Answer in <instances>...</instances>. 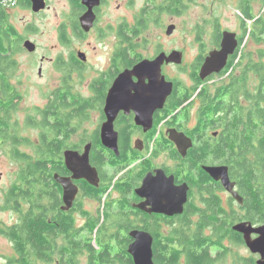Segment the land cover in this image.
Returning a JSON list of instances; mask_svg holds the SVG:
<instances>
[{
    "label": "flooded vegetation",
    "instance_id": "af4514ba",
    "mask_svg": "<svg viewBox=\"0 0 264 264\" xmlns=\"http://www.w3.org/2000/svg\"><path fill=\"white\" fill-rule=\"evenodd\" d=\"M119 1L100 0L92 9V26L86 30L82 19L91 9L84 0H0V167H6L0 173V262L28 264L23 258L24 254L29 255L24 251L27 248L24 226L31 217L38 229L32 239L29 264H79L76 260L83 255H87L89 264L88 242L83 233H89L97 221L93 236L96 243L130 245L134 242L131 232L140 230L150 233L155 240L178 244L183 238L186 220L195 234L201 229L200 210L205 205L201 203L199 185L204 179L212 192L210 205L214 207L218 199L221 210L218 214L226 218L223 232L213 226L204 228L206 236H212L214 242L219 236L221 243L217 244L223 245L210 248L212 259L222 264L233 255L235 264H249V261L258 264L261 255L253 253L244 234L234 228L238 225L263 227L264 205L260 213L249 212L238 181L221 158L223 152L217 154L223 146L235 147L246 140L245 131L238 129L239 117L233 116L239 113L246 120L251 110L238 105L230 107L228 103L226 109L217 111L216 105H209L206 95H201L209 92L215 97L216 91L212 93L210 89L216 86L217 78L229 80L226 85L230 84L232 70L243 63L245 38L254 41L257 37V42H261L259 26L263 16L255 18L252 14L253 19H247L245 9L254 0H237L244 15L242 23L251 21L252 27L245 26L247 30L243 34L234 32L238 46L226 67L221 73L202 80L201 69L210 51L220 50L222 46L226 31L220 30L219 25L208 31L198 28L197 50L201 54L190 64L185 62V50L166 49L163 42L151 43L148 37L153 35L151 26L155 25L161 35L173 39L177 27L173 25L175 29L170 35L165 21L184 17L186 8L197 0H124L123 6ZM200 1L203 6L199 9L204 10L211 2ZM113 9L119 12L123 9L129 14L115 18ZM205 36L213 45L208 53L203 43ZM36 37L57 40L58 44L44 45ZM174 51L183 54V63L165 61L161 65L159 80L174 84L172 94L164 101L147 98L152 94L160 99L163 89L155 86L152 93L145 92L144 84L150 83V77L123 75L143 61L153 63L162 54L169 56ZM24 52L35 59L37 74L17 78L13 75L20 65L17 57ZM237 54L234 68L223 75ZM186 70H189L190 86L184 83ZM76 84L81 85L80 92L75 90ZM36 91L41 96L32 103L31 94ZM108 109L117 112L113 127L119 155L107 149L103 141L102 131L109 121ZM207 109L210 111L205 114ZM207 116L210 118L206 119ZM174 130L192 143L186 155L172 139ZM218 145L222 146L218 148ZM201 147L210 148L208 156L201 154ZM86 148L90 150L92 166L99 172L100 184L90 190L85 188L86 181H74L79 193L73 207L63 210L64 189L58 178L73 177L67 167V153L84 154ZM225 151L229 157L234 154L228 148ZM30 164L34 165L32 173ZM205 166L227 167L235 191L244 203L240 204L222 181L211 178L203 170ZM202 170L209 182L205 181L207 177H201ZM149 175L154 183H161V177L163 183L172 178L175 188L188 187V201L182 215L167 216L138 208L148 201L137 190ZM109 185L110 189L104 193ZM221 191L229 195L227 205L219 195ZM99 202L102 206L98 208ZM80 219L82 225L77 224ZM43 221L48 228L41 230ZM73 221L78 230L75 238ZM259 236L251 234L252 239ZM235 248H245L248 255L233 252ZM115 255L116 252H111V257Z\"/></svg>",
    "mask_w": 264,
    "mask_h": 264
},
{
    "label": "trees",
    "instance_id": "16d2710c",
    "mask_svg": "<svg viewBox=\"0 0 264 264\" xmlns=\"http://www.w3.org/2000/svg\"><path fill=\"white\" fill-rule=\"evenodd\" d=\"M245 17L247 19H253L250 5H247L245 9ZM258 24H260V20L257 22V25ZM259 27L262 29L259 33L264 34V18ZM255 40L257 41L258 38L255 37ZM257 55L258 60H255L251 55H248L250 61L247 68H244V70L237 75L236 69H233L237 60V54L233 62L223 73V75H225L230 70H234H232L230 84L223 85L218 88L216 90L215 97L209 92H205L201 95H206V98L208 99L207 103L209 105H216L215 108L217 111L226 109L228 103L230 107L240 105V100L242 98L250 100V104H252L250 109L251 112L248 113L247 119L244 120L242 116H239L237 121L239 126L238 129H243L247 134L246 140H243L242 144H240V142L239 144H235V147H232L230 144L226 145L227 147L223 146L221 151H217V154L223 152L221 158L224 163L230 166L231 175L238 181L240 190L246 197L245 206L250 207L248 208L250 213L252 211L254 213H260L264 205V62L259 61L264 58V54L260 51ZM252 75L254 77H258L259 80L261 79V85L259 84L260 87L257 88L254 93L248 89L249 80ZM227 95H229V97L223 98ZM219 98L221 99L220 102L217 101ZM209 111L210 109H207L204 113L206 114ZM224 118L226 119V116ZM221 146L222 145H218L217 147L219 148ZM225 148L233 151L234 154L231 153V157H229ZM209 150V147H201V154L208 156ZM125 157L128 158L129 156L125 155ZM206 161L207 160H204L203 163H206ZM29 166L30 172L32 173L34 165L30 164ZM201 177H207L205 181L209 182L208 175L203 170ZM203 180L204 179H202L199 188L201 192V203L202 205H205V207L200 210L199 226H201V229L199 230V233L195 234L192 232L191 227L189 226L190 221L186 220L184 222V231L182 232L183 238L180 242H178V244H168L162 242L161 239H156L154 243L155 264H213V262L216 264L217 261H215V259L213 260L211 257L210 248L213 245L219 247H223V245L217 244L221 243L219 236L215 237V242L213 241L212 236H206L204 228L213 226L216 231L223 232L226 228V218L222 217L224 214H221L220 216L218 214V212H221L219 207L220 202L218 199L216 200L214 207L210 205L212 203V192H210V186L206 185ZM110 186L111 185L107 186L103 192L106 193L110 189ZM85 188L90 190L95 189V187L89 185L88 183L85 185ZM91 195L97 196V194ZM251 206L254 208H251ZM97 225L98 221L89 229V233L87 235L88 253L90 254L89 264H93L94 262H99L100 264H117L118 262L120 264H133V260L128 253L129 244L125 242L120 244L110 243L108 241H106V243L95 242L96 245H93V236ZM36 228L38 229V227L35 226V219L32 217L30 219H26L24 235L27 239L24 240V245L27 248L24 251L28 252L29 255L24 254L23 258L28 264L32 258L31 255L34 245L32 239L36 236ZM40 228L42 230V228L44 229L48 227L43 221ZM77 231L75 221H73L74 238L77 235ZM176 232L178 233V230H176ZM73 244L76 245L75 240H73ZM97 247H100L101 249L98 250ZM98 251L103 252L96 255ZM113 251L116 252L117 255L111 257V252L113 253ZM118 254L119 258H117ZM182 259H184L183 263ZM249 264H252V262L249 261Z\"/></svg>",
    "mask_w": 264,
    "mask_h": 264
},
{
    "label": "water",
    "instance_id": "95a60500",
    "mask_svg": "<svg viewBox=\"0 0 264 264\" xmlns=\"http://www.w3.org/2000/svg\"><path fill=\"white\" fill-rule=\"evenodd\" d=\"M84 3L88 5L91 12L86 15L82 22L86 25V30H89L94 20L93 7L100 3V0H84ZM175 29V26L169 27V34ZM236 33L226 31L223 33L222 46L220 50L212 51L206 58V61L201 69L200 78L205 80L206 78L221 73L227 65L229 57L234 54L238 46V40L236 39ZM183 54L178 51L172 52L171 55L167 56L162 54L156 61L150 63L143 61L141 64L136 66L133 71L125 72L123 75L135 74L138 76L150 77V83L144 84L146 88L145 92H153L155 86H163L162 95L160 99L157 95H148L147 98L153 101H164L173 92L174 84L169 82L166 84L165 80H159L161 76L160 67L166 61L168 63L182 64ZM162 83V84H161ZM119 83H117L118 85ZM161 92V89L159 90ZM115 89L111 90V94H114ZM109 121L105 124L102 136L103 141L107 149L119 155L117 145V133L114 131L113 121L116 117V113L108 109ZM172 139L175 140L182 153L186 155V151L191 147V141L181 133L172 131ZM67 167L73 173L72 178L61 179L58 181L62 184L64 189V203L65 207L63 210H69L73 207L74 201L79 193V187L74 181H86L93 187H98L100 184L99 172L94 168L90 161V150L86 148L84 154H80L75 151L67 153ZM203 170L215 181H222L224 187L230 192L233 197L240 203H244V199L241 197L239 192L235 191V184L231 182L229 177V169L227 167H203ZM153 177L147 176L144 180L143 186L137 190V193L141 197H147L148 201L140 205L138 208L149 213L164 214L167 216L182 215L185 210V206L188 201V187L182 186L175 188L173 179L163 183V177H161V183L152 182ZM150 206L151 209H147ZM241 234H244L245 241L249 249L255 253L260 254L261 259L258 264H264V226L258 229H253L251 226L238 225L234 228ZM256 233L260 236L257 239H252L251 234ZM130 236L134 239L128 247V253L133 259L134 264H155L154 261V237L146 232L136 230L131 232Z\"/></svg>",
    "mask_w": 264,
    "mask_h": 264
},
{
    "label": "rangeland",
    "instance_id": "374dc122",
    "mask_svg": "<svg viewBox=\"0 0 264 264\" xmlns=\"http://www.w3.org/2000/svg\"><path fill=\"white\" fill-rule=\"evenodd\" d=\"M124 0H120L119 4L123 6ZM241 4V3H240ZM190 5V4H188ZM251 6L252 14L255 18L263 16L264 18V0H254L252 3H249ZM203 6V3L200 0H197L196 3L188 6L185 10V15L182 18L179 19H167L164 23L165 29L167 30V27L169 28L172 25H176L177 32L175 34V37L173 39L169 38L167 35H161L160 31L156 30V26L152 25V32L153 35L148 36L151 40V43L155 42H163L164 47L167 49H173L177 48L180 50H185L187 52V58H186V64H190L195 60V57L199 54H201V51L198 52L197 48H199V45L196 41L197 39V33L196 31L198 28H207L213 29L214 26L219 25L222 31H231V32H238L243 34L245 32V26L247 28H251V21L245 22V24L242 23L241 20H243V12L239 9V1L237 0H211V2L208 3L206 10L199 9ZM114 8H116V5H114ZM125 10H112L113 16L116 18L117 16H124L129 13H125ZM241 23L243 26H241ZM218 29V28H217ZM260 41L257 42L255 39L252 41L251 39L248 40L245 38L246 47L244 49L243 53V63L237 68L236 74L239 75L244 68H247V65L250 61L248 58V55H251L255 60H258L257 53L262 51L264 54V34L259 33ZM38 43L44 44V45H55L58 44L57 40H47L46 37H36L35 38ZM207 36L205 38L203 37V43H205L206 46V53L213 49V45L211 41H206ZM211 50L210 52H212ZM20 60L19 67L14 71L13 75L17 78L25 77V76H32L33 74H37V67L35 66V59L28 55V53L24 52L20 54L17 57ZM259 61L264 62V58L260 59ZM191 70V69H190ZM171 71V69H170ZM189 70H186L183 74L184 83L188 86L192 84L190 75L188 74ZM216 86L213 87L211 90L212 93L216 91V89L222 87L223 85H226V83L229 82V80L225 81L221 78L215 79ZM261 85V79L259 80L258 77L251 76V79L249 80L248 89L254 93V91L257 90V88ZM75 90L80 92L81 85L76 84ZM32 103L36 102V99L39 98L41 95L36 91L32 92ZM239 107L245 108L247 110H250L252 107V104H250V100L242 98L240 100ZM211 116V115H210ZM210 116H207L206 119L210 118ZM239 113L235 114L233 118H238ZM216 130V129H213ZM6 168V167H5ZM5 168L0 167V173L5 171ZM118 177V175H116ZM115 177V176H114ZM1 185V183H0ZM220 197L224 201V204H228V197L229 195L225 191L219 192ZM95 205L89 206V209L93 208ZM102 203L99 202L97 204V207H101ZM83 221L80 219L78 221V225H82ZM85 237H87L88 233H83ZM88 238V237H87ZM87 241V240H86ZM94 245L96 243L94 242ZM99 250V248L97 247ZM237 254L246 256L248 255V252L245 248H235V251ZM79 261V264H88L87 261V255H83L80 257V259L76 260ZM0 264H4V262H0ZM222 264H235L234 257H228L225 263Z\"/></svg>",
    "mask_w": 264,
    "mask_h": 264
}]
</instances>
